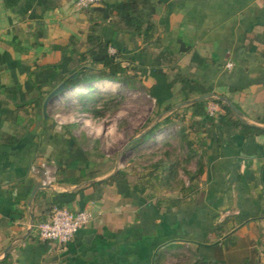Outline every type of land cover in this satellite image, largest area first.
Masks as SVG:
<instances>
[{"label": "crops", "instance_id": "1", "mask_svg": "<svg viewBox=\"0 0 264 264\" xmlns=\"http://www.w3.org/2000/svg\"><path fill=\"white\" fill-rule=\"evenodd\" d=\"M74 1L0 0V264H164L181 244L214 240V224L229 214L246 222L238 245L259 238L264 262V134L242 135L231 124L264 127V0H136L146 32L122 29L132 25L123 0L83 9ZM91 33L101 46L88 45ZM105 54H116L136 74L132 87L154 103L148 89L157 78L171 83L159 109L173 104L206 140L198 190L177 208L156 207L123 179L108 181L121 167L93 158L49 113L62 92L43 106L60 83L100 68ZM104 81L127 86L101 79L95 88ZM42 160L56 169L52 187L30 170ZM51 205L92 217L66 243L41 239L35 225Z\"/></svg>", "mask_w": 264, "mask_h": 264}, {"label": "rangeland", "instance_id": "2", "mask_svg": "<svg viewBox=\"0 0 264 264\" xmlns=\"http://www.w3.org/2000/svg\"><path fill=\"white\" fill-rule=\"evenodd\" d=\"M88 86L89 90L96 87L91 84ZM138 88L116 84L109 86L103 82L97 86L93 98L85 102L74 94L65 96V93L72 94L75 88L69 92L66 89L57 100L62 101L60 105L53 106L50 103L48 110L55 123L61 126L63 134L72 137L73 132L75 142L89 150L97 161H105L107 166L139 169L159 158L165 159L164 153L169 151L170 159L174 161L175 177L170 184L158 185L156 194H177L181 183H188L187 172L196 168L197 157H186L188 147L179 137L181 128L178 122L156 132L154 137L147 138L144 143L132 146L147 128L160 120L157 119L159 109L153 100L144 94L143 88ZM77 89L81 90L79 92L88 91L86 87ZM188 123L183 122L184 134L189 128ZM189 136L194 135L191 132ZM193 247L186 243L173 248L167 253L164 264H191L194 260Z\"/></svg>", "mask_w": 264, "mask_h": 264}, {"label": "trees", "instance_id": "3", "mask_svg": "<svg viewBox=\"0 0 264 264\" xmlns=\"http://www.w3.org/2000/svg\"><path fill=\"white\" fill-rule=\"evenodd\" d=\"M123 4L125 10L130 15L132 25H126L127 27L123 26L122 28L119 24L120 28L132 29L134 32H141L142 30L146 32L149 29V26L143 29L144 21L141 16L137 15V1L123 0ZM121 20L122 18L120 17V21ZM87 43L89 46L93 47H98L102 44L100 39L94 33H91L88 36ZM96 62L101 64L100 68L90 70L83 69L80 76L67 81L68 83L65 85V88L76 86L78 83H86L89 85L90 83L101 79L120 82L129 87L134 86V82L137 78L136 74L129 73L128 68L121 64L117 59L116 54H105L99 59H96ZM171 86V83L164 82L160 76L157 78L155 84L148 89L149 95L155 99L157 109H159L163 102L171 96ZM95 91L96 89L88 90L87 93H79L77 96L81 97L85 102L86 100L93 98ZM58 93L59 92L56 94ZM215 101L220 104L221 108L225 110L227 114L232 113L230 106L222 101V99L215 98ZM199 103H201V101H195L191 105H197ZM172 108L173 104L167 103L164 105L163 109H159L158 114L162 111H169V113L147 128V130H145L144 133L132 143V146L140 145L144 143L147 138L154 137L156 132L163 130L165 127L171 126L175 122H180L181 130L179 131V137L184 140L188 147L186 157L198 156V158L195 170L193 172H187L188 183L185 184V182H180L179 193L163 196L156 194V187L158 185L170 184L175 177L173 175L174 161L170 159L171 154L167 150L164 153L165 159L159 158L147 165H143L139 169L121 168L112 173L108 178V181L110 182L123 179L129 188L143 195L144 198H153L156 207L164 206L166 208H177L181 202L192 199V195L198 190L199 177L204 172L202 156L205 153L204 145L206 144V140L202 137L189 136L192 132V125L190 124L188 126L190 131L184 134L185 125L183 122L185 119L176 111L172 110ZM231 124L237 128L242 135L252 137L264 134V127L246 123L239 118L231 119ZM85 154L87 155V153ZM51 208L52 205L49 207L48 216ZM45 220L46 219H43L42 221ZM245 223L246 222L243 219H240L235 214H229L221 221L215 223L213 227L215 239L210 242H196L192 249L194 260L191 264H264L260 259L259 238L250 239L246 244L238 245L239 236L236 232ZM223 240H225V244H223ZM173 246H175V244L170 243L169 247L171 248Z\"/></svg>", "mask_w": 264, "mask_h": 264}, {"label": "built area", "instance_id": "4", "mask_svg": "<svg viewBox=\"0 0 264 264\" xmlns=\"http://www.w3.org/2000/svg\"><path fill=\"white\" fill-rule=\"evenodd\" d=\"M104 0H75L74 6L78 9L88 8L93 4L101 3ZM227 67H231L232 63L227 62ZM95 86V83L93 84ZM216 103H210L207 111L213 115L217 110ZM33 174L40 178V184L44 187H52L56 182V169L47 162L40 161L30 166ZM92 217L87 209L70 210L60 205H53L48 219L41 221L35 225L38 235L41 239L54 240L59 244L70 241L75 233L84 225H86Z\"/></svg>", "mask_w": 264, "mask_h": 264}, {"label": "water", "instance_id": "5", "mask_svg": "<svg viewBox=\"0 0 264 264\" xmlns=\"http://www.w3.org/2000/svg\"><path fill=\"white\" fill-rule=\"evenodd\" d=\"M95 82H92V83H90V84H94ZM65 82H62V83H60L58 86H56L49 94H48V96L46 97V99H45V101L43 102V106L45 107L46 105H47V102H48V100L49 99H51L57 92H63L64 90H70V89H73L75 86H70V87H68V88H65ZM94 89H96L95 87H94ZM135 138H133L132 139V141L134 140ZM129 143V142H128ZM127 143V144H128ZM126 144V145H127Z\"/></svg>", "mask_w": 264, "mask_h": 264}, {"label": "bare ground", "instance_id": "6", "mask_svg": "<svg viewBox=\"0 0 264 264\" xmlns=\"http://www.w3.org/2000/svg\"><path fill=\"white\" fill-rule=\"evenodd\" d=\"M104 84L109 85V86H114L115 85V83L109 82V81H104ZM97 85L99 86L100 84H97ZM79 91H81V90L75 88L74 90H72V92H71L72 94H70V95H73L75 93H78Z\"/></svg>", "mask_w": 264, "mask_h": 264}]
</instances>
